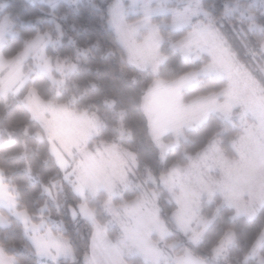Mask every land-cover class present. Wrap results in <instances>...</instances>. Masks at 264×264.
I'll use <instances>...</instances> for the list:
<instances>
[{"label": "snow or ice", "instance_id": "6c2138e0", "mask_svg": "<svg viewBox=\"0 0 264 264\" xmlns=\"http://www.w3.org/2000/svg\"><path fill=\"white\" fill-rule=\"evenodd\" d=\"M0 264H264V0H0Z\"/></svg>", "mask_w": 264, "mask_h": 264}]
</instances>
